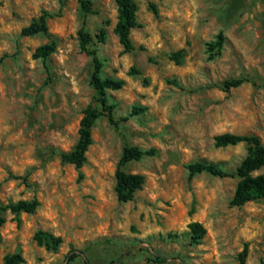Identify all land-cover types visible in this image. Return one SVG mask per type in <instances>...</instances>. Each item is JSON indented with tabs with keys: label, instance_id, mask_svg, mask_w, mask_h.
<instances>
[{
	"label": "rangeland",
	"instance_id": "rangeland-1",
	"mask_svg": "<svg viewBox=\"0 0 264 264\" xmlns=\"http://www.w3.org/2000/svg\"><path fill=\"white\" fill-rule=\"evenodd\" d=\"M134 1L137 26L125 52L113 31L116 0H89L88 14L77 0H0V204L39 200L33 213H4L0 264L16 252L21 264H241L244 246L243 264H264V197L233 206L237 176H189L185 167L215 162L234 171L247 146L218 147L220 133L264 143V0ZM42 11L51 14L48 31L21 35ZM82 25L94 38L101 75L124 83L107 91L116 123L106 112L93 122L78 179L59 152L75 144L83 109L100 108L91 57L79 48ZM101 28L102 42L95 37ZM220 32L210 57L208 43ZM50 41L55 50L45 60L33 57ZM235 78L245 81L222 89ZM124 145L152 153L123 165L144 182L120 202L115 170ZM262 172L264 164L253 173ZM192 221L205 229L198 243L190 239ZM39 230L59 236V247L38 244Z\"/></svg>",
	"mask_w": 264,
	"mask_h": 264
},
{
	"label": "trees",
	"instance_id": "trees-1",
	"mask_svg": "<svg viewBox=\"0 0 264 264\" xmlns=\"http://www.w3.org/2000/svg\"><path fill=\"white\" fill-rule=\"evenodd\" d=\"M62 2L63 0H58ZM81 10L84 14L91 12L89 0H77ZM117 4V21L113 28L114 33L118 36L119 42L123 46V51L128 52L132 49V42L130 39V31L132 28L137 26L136 22V3L134 0H116ZM151 9L155 12L156 8L151 5ZM51 14L47 11H42L41 14L34 20H32L27 26L22 27L20 30L21 35H35L39 33H46L48 31L47 19ZM77 37L79 48L85 54L91 57L92 69L90 74V84L96 91L97 102L100 108L88 105L83 109V114L79 121L78 126V138L70 150L60 151V160L63 163L73 164L77 170L78 179L83 177L81 170L82 166L87 160L86 151L88 146L91 144V127L93 122L106 112L109 121L116 123L113 116V104L108 102L107 91L117 90L123 86V79L113 77H103L102 63L97 55L94 48L91 47L93 43V36L84 28L80 26L77 29ZM97 41H104L105 30L101 28L95 35ZM223 40L222 33L217 34V39L214 42L208 43V51L210 57L215 55L218 48L221 46ZM55 50L54 41H50L37 46L33 52V57L42 58L45 60ZM182 51L178 50L174 52L171 57L178 62V58ZM129 74L135 73V70L131 68L128 71ZM245 78H235L225 80L222 84V89L229 91L231 88L240 85ZM142 108L133 107L132 112L137 113ZM215 145L218 147H224L228 145H235L243 142L247 146V154L241 160L239 165L234 171H226L218 163L215 162H202L195 161L185 165L188 170L189 176L196 173L207 172L209 174L228 177L237 176L238 181L236 182L233 195L230 199V204L233 206H241L244 203L256 200L264 197V172L254 174L253 172L259 169L264 164V143L261 142L260 138L254 134H235L224 132L214 136ZM152 150H143L136 145H124L121 155L118 159L116 170H115V185L114 191L117 200L120 202H126L131 200L136 190L140 189L144 182V177L138 173H129L123 169V165L131 160L140 159L142 156L151 154ZM39 206V200L36 197L31 199H19L14 202H8L0 204V227L5 222L4 213L9 210L14 214L20 212L33 213ZM189 235L191 241L198 243L203 235L205 229L201 223L192 221L188 223ZM34 238L38 244L45 246L47 249L56 250L60 243L61 238L54 234L39 230L34 234ZM2 241V235L0 232V243ZM247 248L244 246L243 250L239 253V259L241 264L244 263ZM77 256L76 253H72L68 256V260L71 261ZM155 261L161 262L163 258L159 256L154 257ZM23 257L19 252L7 254L4 257L3 264H21ZM85 264L88 262L85 260Z\"/></svg>",
	"mask_w": 264,
	"mask_h": 264
}]
</instances>
